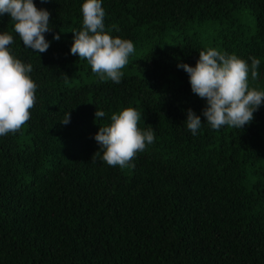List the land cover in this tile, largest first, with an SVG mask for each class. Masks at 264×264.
I'll return each instance as SVG.
<instances>
[{"label":"trees","instance_id":"trees-1","mask_svg":"<svg viewBox=\"0 0 264 264\" xmlns=\"http://www.w3.org/2000/svg\"><path fill=\"white\" fill-rule=\"evenodd\" d=\"M33 2L50 13L44 53L0 16L37 85L29 121L0 136V264H264V103L242 129L213 130L178 67L208 48L255 57L249 85L264 91V0H102L106 31L135 47L119 84L70 53L85 0ZM129 107L155 140L110 167L94 137Z\"/></svg>","mask_w":264,"mask_h":264},{"label":"clouds","instance_id":"clouds-1","mask_svg":"<svg viewBox=\"0 0 264 264\" xmlns=\"http://www.w3.org/2000/svg\"><path fill=\"white\" fill-rule=\"evenodd\" d=\"M46 3L48 0H40ZM82 28L73 32L74 40L70 53L86 60L91 71L101 81L121 82L122 69L134 53L132 41L113 37L105 29V11L102 0H85L81 6ZM7 14L13 22V31L24 47L36 53H44L49 48L45 33L49 32L50 13L37 8L33 0H0V16ZM115 27V26H113ZM59 40V34L54 36ZM13 35L0 34V136L16 133L30 119V109L36 102L37 85L30 77L31 64H25L9 51ZM251 64L235 54L223 53L215 48L199 52L195 67L179 64L189 76L191 91L206 100L203 116L213 129L222 127L242 129L252 122L254 112L264 103V91L249 85L258 76L260 59L250 57ZM106 114L96 110V120ZM108 126L100 127L95 141L100 145L102 161L110 167L129 166L138 152L145 150L155 140L154 131L149 126L142 131L139 127L141 113L129 107L113 113ZM69 123V113L62 122ZM187 129L196 135L201 128V119L191 109L185 122ZM94 158V157H93Z\"/></svg>","mask_w":264,"mask_h":264},{"label":"rangeland","instance_id":"rangeland-1","mask_svg":"<svg viewBox=\"0 0 264 264\" xmlns=\"http://www.w3.org/2000/svg\"><path fill=\"white\" fill-rule=\"evenodd\" d=\"M250 20H253V18H249V19H247V20H244V22H245L248 26H250Z\"/></svg>","mask_w":264,"mask_h":264}]
</instances>
